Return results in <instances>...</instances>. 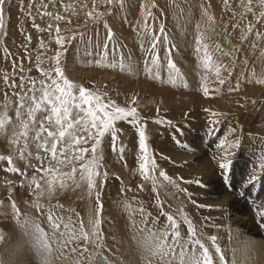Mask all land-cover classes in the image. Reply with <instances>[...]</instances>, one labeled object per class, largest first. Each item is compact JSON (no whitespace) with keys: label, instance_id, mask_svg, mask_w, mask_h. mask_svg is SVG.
I'll return each instance as SVG.
<instances>
[{"label":"rangeland","instance_id":"374dc122","mask_svg":"<svg viewBox=\"0 0 264 264\" xmlns=\"http://www.w3.org/2000/svg\"><path fill=\"white\" fill-rule=\"evenodd\" d=\"M84 2L88 9L81 8V0H56L54 5L43 0L48 5L46 9L41 7V0H7L5 5L4 28L0 32V114L7 111L11 123L0 132V155L12 156L14 166L27 170V178L5 172L8 165L6 161L0 162V234L3 235L0 264L12 245V250L18 251L15 264H41L39 242L43 237L35 226L52 235L46 209L57 203L73 209L79 217L67 211L62 214L65 218L71 215L77 226L79 221H84L87 230L95 207L94 198L88 196L83 185L75 191H58L52 197L45 193L39 200V209L33 207L36 195L32 189L20 186L21 181L27 185L35 171L27 167L28 162L38 163L31 157L28 162L19 159L18 146L12 143L14 133L20 131L14 114L19 97L13 93L27 89L7 87L3 76L8 75L9 83L16 84L25 77L39 79L37 63L45 68L52 63L50 58L59 47L55 44L54 28L50 35L35 27L47 29L50 23L55 26L56 22L44 16V11L71 20V24L59 22L63 35H76L65 44L61 61L65 74L76 84L106 94V100H114L122 107H135L140 123L146 126L148 155L156 165L154 170L148 165L149 179L140 175L138 132L129 122L117 121L115 126L120 132L115 148L123 146L125 151L121 159L118 151L113 150L110 137L105 136L102 170L107 171L108 178L100 188L105 246L100 249L89 246L94 259L88 264H100L101 259L103 264H148L150 234L163 232L168 225L166 217L160 215L161 210L181 222L180 231L185 238L187 225L182 221L186 214L205 245H210L209 237L216 236L229 264L264 261L260 250L256 257H234V251L264 243L261 226L264 220L256 215L257 205L264 204V173L257 169L260 178L249 183V176L264 156V84L257 83L264 79V35L255 34L264 33V17L260 16L264 12L262 0H252L250 13L241 0H228L227 5L224 0H153L156 7L150 10L154 19L148 18L147 31L142 7L145 0H124L123 8L118 4L98 5V11L104 15L97 21L85 15L93 6L92 0ZM68 4L74 5L78 15L65 11ZM206 11L213 21L207 19ZM249 24L253 26L251 33L247 31ZM161 26L163 34L159 31ZM68 28L73 32H68ZM202 33L205 39L201 44L208 45L212 60L229 66L231 74L222 71L221 75L225 85L219 84L214 68L203 66L204 50L202 47L199 53L196 50ZM153 35L160 41L155 50L151 48ZM28 36L30 41L26 39ZM222 52L231 54L224 56ZM169 60L178 71L168 67ZM203 76L208 77L210 90L220 91L205 97L201 90ZM237 84L239 87L231 91ZM206 108L223 115L212 117ZM216 119L219 123H212ZM167 121H172V125ZM226 139L229 142L238 139L240 146L234 150L232 171L225 178L217 159L220 145ZM28 151L33 155L37 152L31 140ZM160 172L171 177L173 183L164 180ZM9 180L14 182L11 186L7 184ZM189 180H199L204 187L185 183ZM13 202L19 209V217L12 208ZM18 219L24 221L23 226ZM239 236L251 244L240 245L237 241L239 245H231L230 240L241 239ZM121 240L130 245L125 252H122L124 248L119 249ZM21 242L23 253L19 250ZM52 248L50 259L55 264H76V254L68 255V249H64L65 255L61 256L55 250L56 244Z\"/></svg>","mask_w":264,"mask_h":264},{"label":"snow or ice","instance_id":"6c2138e0","mask_svg":"<svg viewBox=\"0 0 264 264\" xmlns=\"http://www.w3.org/2000/svg\"><path fill=\"white\" fill-rule=\"evenodd\" d=\"M53 5L56 0H49ZM7 0H0V32L4 28V9ZM225 5L228 4V0H224ZM264 3V0H262ZM118 4L119 7H124V0H92L91 10L85 12L86 17L91 18L93 21L102 19L104 13L98 11V5L112 6ZM241 4L244 5L247 12H252L251 4L252 0H247L245 4L244 0H241ZM81 8L88 9V4L81 0ZM41 7L46 9L47 4L41 0ZM145 11L144 28L145 31L149 28L148 18L154 19L151 8H155L156 4L153 0H145L142 5ZM65 11L71 14L78 15L75 12V7L72 4L65 6ZM31 15V12H29ZM44 16L51 17L56 22L48 24L47 29H41L39 25H35L39 31H48L51 35L53 28L55 32V44L58 45V49L55 54L50 58L52 63L48 67H41V63H37V68L40 72L39 79H33L32 77L22 78L20 84H16L15 81L9 83L10 77L8 75L3 76V80L7 87L14 89H27L26 92H14L13 95L19 97L17 101V108L15 109V118L19 123L20 131L14 133V139L12 143L17 145V153L19 159L29 161L31 157L38 163L28 162L27 167L34 169V173L31 178H28L27 185L21 181V187L31 188L36 195V201L33 207L39 209V200L45 193L52 197L58 193V191H66L71 189L75 191L77 188L84 186V190L89 197L94 198V205L92 214L87 222V230L85 228L84 221H79L77 226L76 222L72 220V216L67 218L62 214L67 211L75 216L79 217L78 213L71 208L65 209L63 204L57 203L53 208L46 209L47 220L52 228V235L44 233L39 226H35L36 230L41 234L43 239L39 242V248L41 249V264H52L50 259L53 248L49 243L50 240H55L56 251L61 256L65 255L64 249H68V255L76 254V264H88L89 261L94 259V253L90 251L89 246L93 249L103 248L105 245L103 241L102 231V218L100 213L102 211V204L100 202L101 185L106 182L108 178L107 171H103V155L102 144L105 136L110 137V143L113 146L114 151H118L121 159H123L124 147L121 146L118 149L115 148V144L118 140V133L120 129L116 128L117 121H127L134 128H136L139 136V149L140 155V175L144 179H149V168L151 165L152 170L155 169L154 158L148 155V145L146 144V126L141 124V117L135 107H122L118 105L114 100L105 99V95L97 90L86 88L83 85L74 83L66 74L61 66L62 57L65 50V44L71 42L76 38L75 33L72 35H63L62 29L59 26V22L66 21L67 24H71V20L59 13L54 14L50 11H44ZM207 19L213 21L214 18L205 12ZM261 17H264V12L260 13ZM107 28V25H105ZM253 26L249 24L247 31L252 32ZM160 33H164L163 26L159 29ZM68 32L72 33L73 30L68 28ZM109 37H111V29L108 28ZM257 37L264 35L257 31ZM153 43L151 48L156 49L157 44L160 42L155 35L152 37ZM246 38V37H245ZM28 41L31 37H26ZM205 39L202 33L197 40V52L199 53L201 47L204 50V56L202 58L203 66L206 69L214 68V74L219 81L220 85H225L226 80L221 78L222 71L228 72L229 66L221 65L212 60V56L208 51L207 44H201V41ZM45 45L41 41V47ZM219 49V45L216 46ZM231 53L222 52V55L228 56ZM17 66V65H14ZM21 71H23L22 64L19 65ZM168 67L176 70V65L169 60ZM208 77H202L201 90L205 97H209L211 92H219L220 89H211L208 87ZM257 83L264 84V79L258 80ZM236 88H231V91H235ZM135 103V100H133ZM7 107V106H5ZM210 113V116L219 118L223 113L213 111L209 108L205 109ZM131 117V120H129ZM157 123H163L161 120H157ZM11 123V117H9L7 111L0 114V132L5 131L6 125ZM212 123H219V119L213 120ZM168 125H172V121H167ZM29 140L37 149L35 155L29 152ZM23 141V142H22ZM90 145V147L88 146ZM240 146V141L233 140L229 142L227 139L221 143V153L219 159H217L218 168L220 169L223 177H228L232 171L234 150ZM43 153L41 155L40 153ZM27 153V154H26ZM215 159V157H214ZM7 163L5 172L16 174L27 178V170H21L14 166L13 157L0 155V162ZM257 169L261 173H264V156H261L258 165L253 169V174L249 176V183H254L260 177L256 175ZM37 174L39 179H37ZM164 180L169 183H173L172 178L167 176L166 173L160 172L159 174ZM119 179V177H117ZM42 181V183H41ZM14 182L9 180L7 184L11 186ZM155 184V180L153 179ZM185 183H196L200 187H204L203 183L199 180L185 181ZM140 187H143L142 185ZM159 203V200H158ZM193 203H196L193 201ZM203 205H201L202 207ZM12 208L16 211L17 217H19V209L15 202L12 203ZM258 211L256 215L264 220V204L257 205ZM57 209L60 210L58 214ZM143 213V209L140 210ZM150 215V214H148ZM160 215L166 217L168 222L167 227L163 232L157 231L151 233L152 243L148 245V252L151 259L147 258L148 264H229L225 257L220 245L217 243V237L211 236L210 245L205 243L198 234V229L193 221L187 216H183V223L187 225L186 233L187 238L181 235L180 224L175 217L161 210ZM18 222L23 226L24 221L18 219ZM264 227V224L261 225ZM0 239H3V235L0 234ZM70 245H74L71 246ZM190 249V250H189ZM100 264H103L101 259Z\"/></svg>","mask_w":264,"mask_h":264},{"label":"bare ground","instance_id":"6f19581e","mask_svg":"<svg viewBox=\"0 0 264 264\" xmlns=\"http://www.w3.org/2000/svg\"><path fill=\"white\" fill-rule=\"evenodd\" d=\"M207 167V166H206ZM205 166L203 167V168H206ZM202 168V169H203ZM207 172V171H206ZM205 174V173H204ZM226 187V189H227V186H225ZM239 195H241L242 196V198L243 197H245V194H240L239 193ZM245 202H246V200H245ZM248 204V203H247ZM187 215V214H186ZM188 216V215H187ZM30 229V228H29ZM260 230L262 231V229L260 228ZM240 237V236H239ZM237 239H235V240H230V243H231V245L232 244H235V245H239V244H237V241H240L241 242V244L240 245H243V244H251L250 242H248V240H246L245 238H241V239H239L238 237H236ZM233 239H234V237H233ZM49 243L51 244V245H54V244H56V242H55V240H50L49 241ZM23 243L21 242L20 243V246H19V250H20V252H25L24 251V249H22L23 248ZM140 245V244H139ZM118 246H119V249L121 248H124V249H122V252H125V249L127 250L129 247H130V245L126 242V241H118ZM12 248H13V245L12 246H10L8 249H7V256L4 258V261H3V264H15V261H14V259L16 258V255L18 254V251H16V250H12ZM143 250H145L144 248H143ZM259 250H260V253H261V257L262 258H264V243H261L260 242V244L258 245V244H251V246H249V247H247V248H243V249H240V251H234V257H240L241 259H247V258H249L250 256L251 257H256L257 255H258V253H259ZM145 252V256H148V254L146 253V250L144 251ZM129 254V253H128ZM260 261V260H259ZM258 261V262H259ZM257 262V263H258ZM18 264H23V263H18ZM52 264H55L54 262H53V260H52ZM136 264V263H135ZM258 264H264V261H260Z\"/></svg>","mask_w":264,"mask_h":264}]
</instances>
